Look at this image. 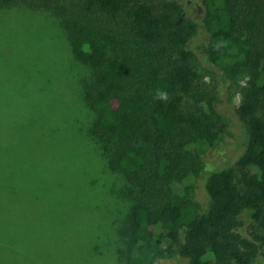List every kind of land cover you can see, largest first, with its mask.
Here are the masks:
<instances>
[{
  "label": "trees",
  "instance_id": "obj_1",
  "mask_svg": "<svg viewBox=\"0 0 264 264\" xmlns=\"http://www.w3.org/2000/svg\"><path fill=\"white\" fill-rule=\"evenodd\" d=\"M199 1L197 23L193 0H0V10L56 15L75 58L93 71L77 92L79 108L95 115L84 130L97 150L110 148L108 167L137 194L127 241L117 233L113 247L122 253L125 241L126 264L264 261V233L240 232L247 212L264 228V0ZM238 94L246 149L234 165L204 172L207 148L235 136L224 103ZM7 142L0 138V151L9 157L26 151ZM12 194L0 196V264H30Z\"/></svg>",
  "mask_w": 264,
  "mask_h": 264
},
{
  "label": "rangeland",
  "instance_id": "obj_2",
  "mask_svg": "<svg viewBox=\"0 0 264 264\" xmlns=\"http://www.w3.org/2000/svg\"><path fill=\"white\" fill-rule=\"evenodd\" d=\"M193 1L199 12L190 14L199 23L203 7ZM142 58L141 52V64ZM92 74L75 58L56 15L27 8L0 10V138L27 147L10 157L0 151V167L5 168L0 169V196L13 190L9 203L23 209L18 223L30 264H126L125 241L122 253L113 247L120 245L117 233L127 241V218L137 194L129 196L127 176L108 167L103 155L110 148L97 150L84 130L87 120L93 126L95 115L86 103L84 111L79 108L77 92ZM241 100L240 94L233 101L226 97L235 136L207 148L204 172L230 167L244 153L246 126L236 113ZM204 194L200 187L197 196L205 204ZM10 207L5 202L2 210ZM242 221L244 236L264 233L261 225L252 227L250 212ZM157 264L189 261L179 257ZM257 264H264L263 259Z\"/></svg>",
  "mask_w": 264,
  "mask_h": 264
},
{
  "label": "clouds",
  "instance_id": "obj_3",
  "mask_svg": "<svg viewBox=\"0 0 264 264\" xmlns=\"http://www.w3.org/2000/svg\"><path fill=\"white\" fill-rule=\"evenodd\" d=\"M160 96H161V97H164V96H165V94H164V93H160Z\"/></svg>",
  "mask_w": 264,
  "mask_h": 264
}]
</instances>
